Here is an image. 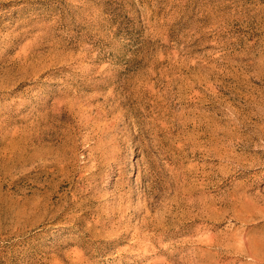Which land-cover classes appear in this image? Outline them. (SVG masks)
<instances>
[{"label": "rangeland", "instance_id": "rangeland-1", "mask_svg": "<svg viewBox=\"0 0 264 264\" xmlns=\"http://www.w3.org/2000/svg\"><path fill=\"white\" fill-rule=\"evenodd\" d=\"M0 264H264V0H0Z\"/></svg>", "mask_w": 264, "mask_h": 264}]
</instances>
